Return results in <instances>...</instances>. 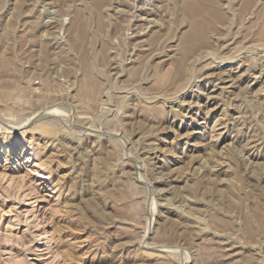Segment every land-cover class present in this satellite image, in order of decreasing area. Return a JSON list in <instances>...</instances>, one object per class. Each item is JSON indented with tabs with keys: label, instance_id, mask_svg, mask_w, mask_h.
Returning a JSON list of instances; mask_svg holds the SVG:
<instances>
[{
	"label": "rangeland",
	"instance_id": "rangeland-1",
	"mask_svg": "<svg viewBox=\"0 0 264 264\" xmlns=\"http://www.w3.org/2000/svg\"><path fill=\"white\" fill-rule=\"evenodd\" d=\"M186 1L0 0V264H264V0Z\"/></svg>",
	"mask_w": 264,
	"mask_h": 264
},
{
	"label": "bare ground",
	"instance_id": "bare-ground-1",
	"mask_svg": "<svg viewBox=\"0 0 264 264\" xmlns=\"http://www.w3.org/2000/svg\"><path fill=\"white\" fill-rule=\"evenodd\" d=\"M184 7L186 9L187 16L192 22L191 35H204L207 30V26L208 28L211 26L210 24L212 20L215 19L218 21L224 18L223 12L221 11L219 3L216 2V0H188L186 1Z\"/></svg>",
	"mask_w": 264,
	"mask_h": 264
}]
</instances>
